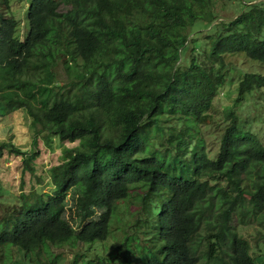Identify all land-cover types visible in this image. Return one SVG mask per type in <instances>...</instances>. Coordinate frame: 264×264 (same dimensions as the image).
<instances>
[{"label":"trees","instance_id":"16d2710c","mask_svg":"<svg viewBox=\"0 0 264 264\" xmlns=\"http://www.w3.org/2000/svg\"><path fill=\"white\" fill-rule=\"evenodd\" d=\"M17 30L0 0V119L25 111L61 157L48 192L0 197L1 259L264 264V145L234 110L264 99V75L241 73L233 107L213 108L228 59L264 63V0H32ZM4 150L41 182L35 148ZM255 224L250 244L239 229Z\"/></svg>","mask_w":264,"mask_h":264},{"label":"rangeland","instance_id":"374dc122","mask_svg":"<svg viewBox=\"0 0 264 264\" xmlns=\"http://www.w3.org/2000/svg\"><path fill=\"white\" fill-rule=\"evenodd\" d=\"M31 1L32 0H10V12L18 23L17 36L21 41L27 33V12ZM225 13L230 14L231 8H228V10H225L222 14ZM228 61L238 68L228 74V80L225 86L213 101V108L217 114V118L221 116L225 108L233 107V102L237 95V82L239 81L241 73H259L264 75V63L245 59L242 56L230 58ZM56 70H59V68ZM258 95L259 94L246 96L241 104L234 107V110L240 119V123L243 121L245 122L243 129L252 132V134L264 145V99H254ZM222 131L223 128L216 127L205 129L207 145L212 150L213 154L217 152ZM44 136L45 134H40L35 137L34 130L31 126V120L23 110L16 111L10 116L0 119V144L11 142L21 149V151L28 154L35 148V152H37L38 156L33 160V174L41 179V182L37 183L33 176L28 173L23 174L22 157L12 155L4 150L0 157L1 198H10L13 200L15 197L17 198L22 191L28 193L32 186H34L38 192L49 191V188H51L49 169L59 162L61 147L57 140L52 138L48 141L51 145L50 148ZM16 211L18 212L19 208H16ZM256 225L257 224L239 229V233L242 234L250 244L256 241L252 238L255 232L258 231ZM247 236L250 238H247ZM126 241V249L131 251L132 245L134 244L132 237H128ZM66 250L67 248L57 249L54 251V254L66 253ZM23 255L27 257L24 264H29L30 259L33 264H39V261L32 254ZM17 262L22 263L23 257L22 253L15 249H12L10 253L8 252V259L6 261L0 258V264H17ZM64 264H67V262ZM126 264H133V260H128Z\"/></svg>","mask_w":264,"mask_h":264},{"label":"water","instance_id":"95a60500","mask_svg":"<svg viewBox=\"0 0 264 264\" xmlns=\"http://www.w3.org/2000/svg\"><path fill=\"white\" fill-rule=\"evenodd\" d=\"M250 4H255V2H252V3H250Z\"/></svg>","mask_w":264,"mask_h":264}]
</instances>
